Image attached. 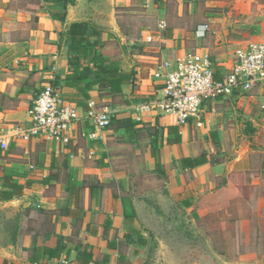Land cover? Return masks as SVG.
<instances>
[{"label":"crops","instance_id":"1","mask_svg":"<svg viewBox=\"0 0 264 264\" xmlns=\"http://www.w3.org/2000/svg\"><path fill=\"white\" fill-rule=\"evenodd\" d=\"M139 20L133 33L130 21ZM72 23L97 30L111 66L132 73L119 93L102 96L94 86L84 99L63 84ZM251 43H264V0H0V136L28 125L27 110L46 81L80 115L65 146L9 138L8 149H0V193L17 189L0 196V264H141L145 241L136 215L139 207H152L151 198L134 195L130 213L122 195L136 192L134 182L113 168L117 149L134 142L143 147L133 149L131 161L142 159L159 192L194 211V219L222 195L241 210L243 194L264 179V83L205 99L200 126L194 120L178 126L171 115L144 106L163 96V78L155 76L163 61L206 56L219 80L235 51ZM90 103L110 110L114 120L94 139L85 117ZM169 127L179 143H166L174 138ZM145 129L149 135L141 140L137 134ZM145 179L142 186L151 183ZM246 257L264 264L258 251Z\"/></svg>","mask_w":264,"mask_h":264},{"label":"rangeland","instance_id":"2","mask_svg":"<svg viewBox=\"0 0 264 264\" xmlns=\"http://www.w3.org/2000/svg\"><path fill=\"white\" fill-rule=\"evenodd\" d=\"M119 20L129 22L122 12ZM141 23L142 20L130 21V30L134 33ZM148 135L146 129L137 134L141 140ZM135 147L142 150L143 145L134 142L117 149L121 158L113 160V168L124 170L134 182L136 192L132 187L122 195L130 213L134 214L133 201L138 199L134 195L151 198L152 207L141 206L136 215L145 241L141 264H254L246 256L256 251L264 261V179L261 185L252 186L254 190L250 187L243 194L238 212L233 208L234 201L224 200L222 195L215 203L211 201L215 208H208L200 219H194V211L181 208L159 192V182L153 174L146 173L142 159L131 161ZM134 172L140 175L135 176ZM145 177L151 183L142 186Z\"/></svg>","mask_w":264,"mask_h":264},{"label":"built area","instance_id":"3","mask_svg":"<svg viewBox=\"0 0 264 264\" xmlns=\"http://www.w3.org/2000/svg\"><path fill=\"white\" fill-rule=\"evenodd\" d=\"M146 43L154 42L152 36ZM155 74L163 78L161 98L156 97L144 109L159 111L174 117L178 126L194 120L200 126L201 106L205 99L229 96L236 90L250 91L256 84L264 83V43H251L234 53L232 68L222 79L215 78V71L206 56L183 55L163 61ZM28 125L15 126L13 134L0 136V149L7 150L9 138L38 140L65 146L71 140V131L80 119L78 108L64 100L58 87L46 81L27 110ZM85 117L94 127L88 138H98V133L110 126L112 112L88 104ZM97 135V136H96Z\"/></svg>","mask_w":264,"mask_h":264},{"label":"trees","instance_id":"4","mask_svg":"<svg viewBox=\"0 0 264 264\" xmlns=\"http://www.w3.org/2000/svg\"><path fill=\"white\" fill-rule=\"evenodd\" d=\"M60 19L63 20L64 17ZM66 41L70 73L64 77L63 84L78 89L84 99L87 98V92L94 86L99 88L102 96H110L119 93L123 84L132 81V73L112 67L109 57L100 51L101 43L97 30L88 28L85 23H72L67 29ZM113 121L111 119L110 125ZM168 132L173 133L174 138H167L166 143H179V133L170 127ZM159 145L162 146L163 141L159 142ZM156 154V149H152V155L156 157ZM187 161V159H182L181 163L184 165ZM5 193L7 192L0 193L1 198H10L17 193V189L14 187L11 192ZM68 193L71 195L70 191ZM47 251L49 250L46 249ZM83 255L86 256V252H83ZM85 258L88 260L86 262H89L90 257Z\"/></svg>","mask_w":264,"mask_h":264}]
</instances>
